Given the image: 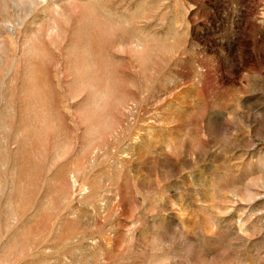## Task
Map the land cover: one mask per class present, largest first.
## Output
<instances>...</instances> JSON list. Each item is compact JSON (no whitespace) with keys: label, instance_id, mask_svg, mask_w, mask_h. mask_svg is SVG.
Masks as SVG:
<instances>
[{"label":"rangeland","instance_id":"374dc122","mask_svg":"<svg viewBox=\"0 0 264 264\" xmlns=\"http://www.w3.org/2000/svg\"><path fill=\"white\" fill-rule=\"evenodd\" d=\"M0 264H264V0H0Z\"/></svg>","mask_w":264,"mask_h":264}]
</instances>
